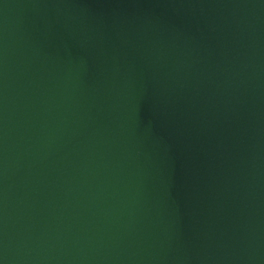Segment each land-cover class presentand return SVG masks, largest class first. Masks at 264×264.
Returning a JSON list of instances; mask_svg holds the SVG:
<instances>
[{
    "label": "water",
    "instance_id": "obj_1",
    "mask_svg": "<svg viewBox=\"0 0 264 264\" xmlns=\"http://www.w3.org/2000/svg\"><path fill=\"white\" fill-rule=\"evenodd\" d=\"M0 264H264V0H0Z\"/></svg>",
    "mask_w": 264,
    "mask_h": 264
}]
</instances>
